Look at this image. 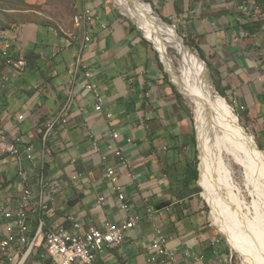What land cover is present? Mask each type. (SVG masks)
<instances>
[{"label":"crops","instance_id":"crops-1","mask_svg":"<svg viewBox=\"0 0 264 264\" xmlns=\"http://www.w3.org/2000/svg\"><path fill=\"white\" fill-rule=\"evenodd\" d=\"M147 1L160 17L175 22L201 52L219 88L264 145V23L259 10L264 0ZM82 3L84 7L93 3L99 18L82 28L73 41L49 27L41 36L42 27L35 23L4 31L13 44L14 57L24 58L28 64L20 78L1 88V114L12 111V119L4 127L13 135L32 138L38 150L35 159L45 164V181L60 184L51 196L48 188L40 194L37 178L28 183L34 196L28 207L30 238L36 241L33 259L39 248L43 251V234L57 227L70 229L76 221L84 228L104 230L129 218L105 177L106 168L111 167L119 175L131 214L143 216L147 209L155 214L125 233L120 250L105 249L96 264H150V243L157 229L166 233L167 248L182 264H215L206 252L219 241L205 225L202 203L197 197L176 198L182 165L192 156L189 136L193 133L183 102L141 38L130 32V24L106 1ZM83 35L90 41L80 51ZM79 53L92 71L91 82L101 89L104 105L100 114L95 112L94 97L84 90L82 76L73 80L67 74ZM69 93L73 99L67 129L50 136L48 152L40 153L41 129L58 113ZM14 114L24 115V122L19 123ZM109 114L111 119H107ZM112 131L119 133L115 141ZM109 145L121 150L126 167L114 158ZM21 154L19 162L8 154L0 158V209L15 211L20 202L18 171L30 168ZM75 176L78 178L73 180ZM41 197L48 199L47 209L40 207ZM166 201H171L166 208H155ZM1 229L3 238L8 234L6 222Z\"/></svg>","mask_w":264,"mask_h":264},{"label":"built area","instance_id":"built-area-1","mask_svg":"<svg viewBox=\"0 0 264 264\" xmlns=\"http://www.w3.org/2000/svg\"><path fill=\"white\" fill-rule=\"evenodd\" d=\"M259 10L260 20L264 23V6ZM98 18V11L92 3V5L85 6L81 13L76 16V27L85 28L87 24L94 23ZM262 31L264 33V26ZM89 41L90 38L83 35L80 43V51L84 49ZM262 57L264 59V48L262 50ZM27 66L26 59L14 57L12 42L5 38V33L3 31H0V98L2 92L1 88L10 85L16 79L20 78L26 71ZM67 74L73 80L77 79L80 75L82 76L84 80V90L94 97L95 112L98 114L102 113L104 99L100 95L101 89L91 82L93 76L92 71L83 61L81 53L75 57L73 64L67 70ZM72 99L73 95L69 93L68 100L65 104L58 113L46 122L43 126L44 130L41 129L38 137V142L41 144L40 153L48 152L47 144L50 136L58 131H66L71 116L69 107L71 106ZM14 115L19 123L24 122V115ZM111 118L112 115H107V119ZM10 119H12L11 110L4 112L3 115L0 111V138H2V146L0 148H5V154L14 157L18 162L20 159L19 156L22 153L21 155L24 157V160L28 162L30 168L25 169L20 167L18 171L21 198L17 205V209L15 211L5 208L1 209L8 234L3 238L0 237V250L10 259L11 253H14L15 257H18L19 255L16 251L29 247L26 256H24V258L27 259L36 245L35 239L30 238L28 207L34 196L28 183L31 179L37 178L39 181L40 194L43 189L48 188L51 196L57 191V187H60V184L57 182L49 184L45 181L43 175L45 164L35 159L38 155V150H35V144L32 138L13 135L5 129L4 123L6 121L8 122ZM110 136L112 140L115 141L119 138V133L112 131L110 132ZM3 138H10V147H3ZM20 148H22V152H20ZM96 148L97 146L94 144L93 150H96ZM108 149L112 152L114 158L117 159L120 165L123 167L128 165L120 149H114L112 145H109ZM102 160L105 161L106 157L102 156ZM72 163H75L74 159H72ZM118 176L114 168H106L105 177L116 193L121 209L130 215L129 218L120 225L109 226L104 230L94 226L84 228L79 222L72 221L70 229L57 227L50 232H46L42 236L44 253L41 258L43 260H48L50 264H96L98 256L102 254L105 249L120 250L124 243L125 233L136 228L143 218H151L155 214V210L153 209H147L143 216L131 214V207L126 202V194L119 184ZM77 178L78 177L75 176L73 180ZM100 200L103 201V199ZM47 202V198L41 197L40 207L47 209ZM167 242V235L161 229H157L150 243V251L152 254L148 260L150 264H182V262L177 259L176 254L169 251ZM32 264H43V262L42 260L34 259Z\"/></svg>","mask_w":264,"mask_h":264},{"label":"bare ground","instance_id":"bare-ground-1","mask_svg":"<svg viewBox=\"0 0 264 264\" xmlns=\"http://www.w3.org/2000/svg\"><path fill=\"white\" fill-rule=\"evenodd\" d=\"M113 1L128 15L125 14L126 17L146 31L148 39L162 56L168 57L170 50L178 54L179 68L175 82L194 108L201 181L205 189L203 198L212 208V219L219 232L240 253L245 264H255L245 257L247 249L239 238L244 231L230 221L236 213L229 215L231 225L228 216L223 213L225 202L232 203L228 200V193L231 195V192L225 174L230 171L225 160L241 172L244 187L253 199L257 218L264 221V152L240 126L224 97L214 96L204 63L184 45L176 30L164 24L142 0ZM6 142L4 147H10V138ZM262 248L259 259L264 264Z\"/></svg>","mask_w":264,"mask_h":264},{"label":"rangeland","instance_id":"rangeland-1","mask_svg":"<svg viewBox=\"0 0 264 264\" xmlns=\"http://www.w3.org/2000/svg\"><path fill=\"white\" fill-rule=\"evenodd\" d=\"M107 2V5L110 9L115 11L121 18H123L128 24L135 27V33L137 36L143 39L146 42H142L151 57L157 59L159 63L161 60L163 61L165 67L162 64V74L166 77L168 82H175V74L176 70L179 68V56L178 54L170 50L168 51V57H164L160 54V52L155 48L152 42L148 39V35L146 31L139 26L134 20H130L126 17V13L117 7V4L113 0H103ZM147 6L156 14V16L160 17L155 6L148 2L147 0H142ZM84 8V4L80 0H0V31H7L10 29H14L17 26L26 24V23H36L41 25L40 35H46L49 32V28L57 32L60 37H64L69 41H73L75 37L80 36L81 29L76 27V16L81 13ZM126 14V15H125ZM128 16V15H127ZM168 24V23H167ZM170 25L175 26V30L179 37L183 40L184 45L196 56H199L197 50L192 47V45L187 41V39L180 33L178 26L175 22H172ZM52 33V32H51ZM204 66L207 70V76L209 83L211 85L214 96H221L216 91V77L211 73L210 69L206 65L205 61ZM167 72H166V70ZM171 77V78H170ZM174 86V85H173ZM175 87V86H174ZM178 87V86H177ZM180 91L181 101L183 102V107L186 108L188 116L190 117L191 129L192 133L195 135L196 139V151H197V160L199 165V172L201 178V170H200V161H199V151L198 141H197V131L195 129V114L194 108L192 104L184 97L181 89L178 87ZM216 92V93H215ZM226 103L232 109L233 113L238 118V123L240 126L244 128V130L254 138V141L259 148L258 145L261 143L258 141L257 137L253 134V131L247 129L246 120H244V115L240 111V109L229 99V97H224ZM2 146V140L0 139V147ZM4 147V142H3ZM3 148H0V158L4 157ZM193 151V150H191ZM263 151V150H261ZM264 152V151H263ZM193 155V154H192ZM228 170L230 173L225 174L226 184L230 189L231 195L228 193V200L232 201V203L225 202L223 213L228 216V223L231 225V222L244 231V233H240L242 237L240 241L247 249V253L245 252V257L252 260L255 264H262L259 259V255L263 252L264 243V221L261 218H257L258 214L255 212L253 207V199L247 192V189L244 187V180L241 178L242 174L239 169L230 164L225 160ZM2 178L0 177V186L2 185ZM200 191L198 193L197 198L202 203L204 213V221L207 229L212 232L213 237L218 242L216 244V249L219 251V254L216 258H213L212 261L215 264H245L243 262V257L240 253L232 246V244L226 240V238L219 232L216 227L214 220L212 219V208L208 201L203 198V192H205L204 185L200 179ZM0 209V233L2 231L1 226L5 224L3 220L2 213ZM236 213V216L229 221V215H233ZM263 230V231H262ZM166 234V233H165ZM262 239V240H261ZM28 247L16 251L18 253V257H15L14 253H11L10 259L0 250V264H32L34 258V251L30 254V256L26 259L24 256L27 254ZM23 258L25 260H23ZM22 262V263H21Z\"/></svg>","mask_w":264,"mask_h":264},{"label":"trees","instance_id":"trees-1","mask_svg":"<svg viewBox=\"0 0 264 264\" xmlns=\"http://www.w3.org/2000/svg\"><path fill=\"white\" fill-rule=\"evenodd\" d=\"M162 18V17H161ZM165 22H167L168 24H171V21L168 20V19H165V18H162ZM36 24V23H35ZM38 26L41 27L40 24H37ZM136 31L135 27L130 25V32H134ZM142 42H146L142 39ZM200 58L204 60L201 52L196 48ZM156 62H157V65H158V68L159 70H162V64L159 63V61L156 59ZM208 66V65H207ZM166 78V77H165ZM173 91L175 92V95L181 99V96L176 92V89L173 85H171ZM216 91L223 97H226L225 96V93L223 91V89H220L219 86L217 85L216 83ZM243 127V126H242ZM44 130V129H43ZM189 143L192 147V156L187 159L184 163V165H182V171H181V178L178 179L176 181L177 183V187L180 188V191L176 194V198L177 199H180V200H188L189 198L191 197H197L198 196V193L200 191V182H199V185H198V177H199V172H198V160H197V151H196V139H195V135L192 134L189 136ZM260 150H263L264 151V146H260L258 145ZM171 204V201H166V202H163V203H160L158 205L155 206V208L157 210H160V209H164L166 208L167 206H169ZM35 234V231L32 233V238ZM43 251L41 250V248L38 249L37 253H36V256L35 258L37 260H42L43 264H49V262L45 261L41 258V256L43 255ZM207 258H209L210 260L213 259V258H216L219 254V251H217L216 247L214 246H209V248H207ZM34 260V259H33Z\"/></svg>","mask_w":264,"mask_h":264},{"label":"water","instance_id":"water-1","mask_svg":"<svg viewBox=\"0 0 264 264\" xmlns=\"http://www.w3.org/2000/svg\"><path fill=\"white\" fill-rule=\"evenodd\" d=\"M159 19H160L164 24H166V25H168V26H170V27H175V26H173V25L167 24V22H165L161 17H159ZM199 59H200V61H202L201 58H199ZM161 63H162L163 66L165 67V65H164V63H163L162 60H161ZM203 63H204V62H203ZM165 70H166V68H165ZM166 72H167V70H166ZM167 73H168V72H167ZM170 78H171V77H170ZM171 83L175 86V89H176L177 93L180 95L181 93H180V91H179L177 85H175V84L172 82V80H171ZM197 149H198V147H197ZM198 172H199V165H198ZM200 179H201V178H200V172H199L198 185H199Z\"/></svg>","mask_w":264,"mask_h":264}]
</instances>
